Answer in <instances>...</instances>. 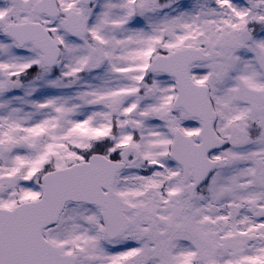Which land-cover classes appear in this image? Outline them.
<instances>
[{
    "label": "snow or ice",
    "instance_id": "1",
    "mask_svg": "<svg viewBox=\"0 0 264 264\" xmlns=\"http://www.w3.org/2000/svg\"><path fill=\"white\" fill-rule=\"evenodd\" d=\"M0 264H264V0H0Z\"/></svg>",
    "mask_w": 264,
    "mask_h": 264
}]
</instances>
